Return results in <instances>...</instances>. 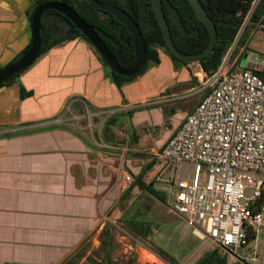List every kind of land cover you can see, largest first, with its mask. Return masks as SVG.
Wrapping results in <instances>:
<instances>
[{"label": "crops", "instance_id": "obj_1", "mask_svg": "<svg viewBox=\"0 0 264 264\" xmlns=\"http://www.w3.org/2000/svg\"><path fill=\"white\" fill-rule=\"evenodd\" d=\"M38 1L0 0V69L31 46ZM160 54L120 87L100 53L77 38L0 88V264H66L102 232L127 177L147 168L149 184L162 169L156 154L205 91L188 64ZM194 173L184 164L178 176Z\"/></svg>", "mask_w": 264, "mask_h": 264}, {"label": "built area", "instance_id": "obj_2", "mask_svg": "<svg viewBox=\"0 0 264 264\" xmlns=\"http://www.w3.org/2000/svg\"><path fill=\"white\" fill-rule=\"evenodd\" d=\"M261 1L252 2L241 32L253 26ZM253 27L264 30V14ZM231 49L217 71L188 64L205 96L156 154L164 164L152 183L168 209L229 264H264V78L251 54L246 68L234 70ZM184 164L195 166L193 179L179 178Z\"/></svg>", "mask_w": 264, "mask_h": 264}, {"label": "trees", "instance_id": "obj_3", "mask_svg": "<svg viewBox=\"0 0 264 264\" xmlns=\"http://www.w3.org/2000/svg\"><path fill=\"white\" fill-rule=\"evenodd\" d=\"M100 3L111 4L127 12L139 25L140 30L147 46V63L141 73L133 77H125L113 73V77L118 84L132 82L137 77L144 74L151 65L159 64L161 61L160 50H164L174 61L187 65L174 57L166 47L164 35L159 21L155 14L151 0H98ZM255 0H200L206 9L209 17L214 22L218 40L211 56L201 63L207 72L217 71L222 65L224 57L236 43L241 33L246 16L251 10L252 2ZM49 2L48 0H39L31 13L33 17L36 8ZM73 8L85 22L94 27L100 38L108 46L112 54L117 58L123 69H131L137 62L135 45L133 38L127 27L123 25L113 15L93 9L87 0H61ZM163 10L166 20L170 27L171 36L177 49L187 55L199 54L207 49L210 43L208 29L202 23L188 0H162ZM264 14V0L260 2L252 17V25L256 24ZM44 27L43 42L40 55L50 49L77 38H82L89 42L83 33L64 15L57 11H48L42 17ZM239 47L247 44V39L241 35L238 41ZM30 47L18 57V61L29 51ZM99 53V52H98ZM103 58V57H102ZM103 61L109 65L103 58ZM1 71V69H0ZM264 78V71H256ZM20 74L11 77L3 86L13 82ZM2 86V87H3ZM108 126L111 121H108ZM147 168L138 176H134V183L130 186L128 192L138 188L142 193L158 200L166 205L167 197L162 191L155 188L154 183L147 184L143 181V176ZM126 195L122 197V200ZM142 217L135 214L126 219L125 222L130 230L136 235L147 239L153 233V226ZM195 264H229L228 258L219 253L217 249L207 252ZM241 264V263H235Z\"/></svg>", "mask_w": 264, "mask_h": 264}, {"label": "rangeland", "instance_id": "obj_4", "mask_svg": "<svg viewBox=\"0 0 264 264\" xmlns=\"http://www.w3.org/2000/svg\"><path fill=\"white\" fill-rule=\"evenodd\" d=\"M253 33L251 25L240 33L239 39L241 35L247 39L242 55L238 42L233 45L229 62L233 64L238 59L234 70L246 68L250 54L256 59V71L264 70V30L251 37ZM80 124L87 126L86 122ZM125 195L110 213L102 232L94 233L66 264H195L214 249L196 237L186 220L173 214L167 205L138 188ZM135 214L153 226L149 238L136 235L127 226L125 220Z\"/></svg>", "mask_w": 264, "mask_h": 264}, {"label": "water", "instance_id": "obj_5", "mask_svg": "<svg viewBox=\"0 0 264 264\" xmlns=\"http://www.w3.org/2000/svg\"><path fill=\"white\" fill-rule=\"evenodd\" d=\"M151 1L164 35L166 47L174 57L186 64H192L202 63L204 59H207L211 56L218 40V33L214 22L209 17L200 0L188 1L195 11L198 19L202 23H204V25L208 29L210 35V43L205 51L193 55L183 54L175 46L171 36L170 27L163 10L162 0ZM87 2L93 9L104 11L113 15L119 20V22L127 27L135 45L137 62L134 67H132L131 69H123L120 66L117 58L112 54L108 46L100 38L94 27L88 25L73 8L61 1H49L39 5L34 11L31 21L32 43L29 51L18 61L1 69L0 88L11 77L17 74H21L29 67H31L39 58L42 49L44 31L42 17L48 11H57L67 17L77 27V29L83 33L89 43L100 53L104 60L109 64L113 72H116L117 74L125 77H133L139 75L147 63V46L139 25L127 12H125L121 8H118L111 4L100 3L98 0H87Z\"/></svg>", "mask_w": 264, "mask_h": 264}, {"label": "bare ground", "instance_id": "obj_6", "mask_svg": "<svg viewBox=\"0 0 264 264\" xmlns=\"http://www.w3.org/2000/svg\"><path fill=\"white\" fill-rule=\"evenodd\" d=\"M153 259V258H152Z\"/></svg>", "mask_w": 264, "mask_h": 264}]
</instances>
